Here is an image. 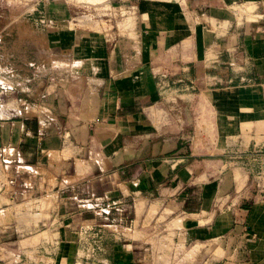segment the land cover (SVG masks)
I'll return each mask as SVG.
<instances>
[{"label":"crops","instance_id":"crops-1","mask_svg":"<svg viewBox=\"0 0 264 264\" xmlns=\"http://www.w3.org/2000/svg\"><path fill=\"white\" fill-rule=\"evenodd\" d=\"M127 1L109 37L31 10L67 72L55 121L0 100V264H264V0Z\"/></svg>","mask_w":264,"mask_h":264},{"label":"rangeland","instance_id":"rangeland-1","mask_svg":"<svg viewBox=\"0 0 264 264\" xmlns=\"http://www.w3.org/2000/svg\"><path fill=\"white\" fill-rule=\"evenodd\" d=\"M37 1L0 0V100L3 99L6 104H12V101L16 99L20 103L21 115L25 110L28 114H36L39 121H44L46 118L48 121H55L54 117L53 120L48 117L53 116L49 110L34 109L39 108L40 102H37L39 96L29 89L35 78L37 82L44 83V80L50 76L54 78L55 84L62 77L61 74L67 72V65L54 62L60 60V52L48 48V27L35 21L36 17L31 13ZM60 1L72 9L71 17L64 22L78 34L95 33L109 37L120 32L124 33L130 26L126 25L127 18L134 15L131 13L133 10L130 7L131 2L127 0H105L98 4L86 1L78 3L74 0ZM95 23H98V28L95 27ZM53 37L55 33L52 34L51 38ZM50 58H53V65L50 63ZM43 83L39 85L42 86ZM7 170L4 173L0 172L2 184H8L7 181L11 179ZM103 186L99 183L93 189H85L84 195L91 192L97 193ZM44 200H42V206ZM70 208L68 210H71ZM119 212L122 217L130 215L126 208ZM155 239H150L147 244L155 246ZM169 252L170 250L167 249V255L164 256L166 264L171 261ZM155 258L156 255H154Z\"/></svg>","mask_w":264,"mask_h":264},{"label":"built area","instance_id":"built-area-1","mask_svg":"<svg viewBox=\"0 0 264 264\" xmlns=\"http://www.w3.org/2000/svg\"><path fill=\"white\" fill-rule=\"evenodd\" d=\"M95 235H96V236L99 235V230H95ZM96 251H97V246H95V244H93V245H91V246H89V247L87 248V250H86V255H87L88 257H92V256L95 255Z\"/></svg>","mask_w":264,"mask_h":264}]
</instances>
